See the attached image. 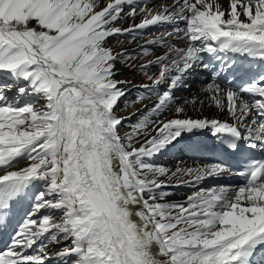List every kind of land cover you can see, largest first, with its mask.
<instances>
[{"label": "snow or ice", "instance_id": "6c2138e0", "mask_svg": "<svg viewBox=\"0 0 264 264\" xmlns=\"http://www.w3.org/2000/svg\"><path fill=\"white\" fill-rule=\"evenodd\" d=\"M0 76V231L27 206L0 264H264V0H0ZM122 100L145 109L124 134ZM202 134L235 169L151 162Z\"/></svg>", "mask_w": 264, "mask_h": 264}, {"label": "bare ground", "instance_id": "6f19581e", "mask_svg": "<svg viewBox=\"0 0 264 264\" xmlns=\"http://www.w3.org/2000/svg\"><path fill=\"white\" fill-rule=\"evenodd\" d=\"M124 26L127 27V24H125ZM146 38H148V33L145 32V33L138 34V39L133 43H128L127 39H130V37L126 38L124 36L113 37L111 38L110 43H111V46L115 47L117 51H120L121 49H123L134 55H139L140 53L139 46L144 43V40ZM118 40L121 43H118ZM156 54L159 55L160 53L157 52ZM117 68L119 69V72H120V74L117 76V79L131 81L133 85H139L145 82L140 72L132 68H128L124 66L122 63H118ZM199 69H203V68L196 69L195 73L188 80L187 88H182L175 92V95L177 97H181V98L191 97L197 94L199 92V89L201 88V85L208 81L211 70L203 69V75H199L198 73ZM152 71L155 72L156 69L153 68ZM199 80H202L201 84H199ZM0 83H12V81L8 79L7 76H0ZM138 94L139 93L136 88L130 87V90L128 91V95L124 99L128 101L135 100ZM9 95H11V93H9ZM25 100H28L33 103L37 102L36 98L34 97H25ZM40 103H42V101H40ZM145 104L150 105V101L146 100ZM137 109H139V111H137ZM144 111L145 109L143 105L136 104V105L126 107L124 101L122 100L120 102L119 107L116 109V114L118 116L126 118L124 120L123 126L120 129L121 134L123 133L125 126L127 124H129L130 126L135 124L137 120L141 118ZM214 114H215L214 109H205L204 111V115L206 116H212ZM189 115L195 117L197 113L190 111ZM220 118L223 119L224 117L221 116ZM213 143H215L214 137H212L209 134L192 136L186 141L182 142V144L180 146H177V148L155 157L151 162L156 165H163L167 168L174 170L178 165L193 166L196 163H209L213 161L223 160L235 169L236 167L235 158L223 155L219 149L211 151L210 153L204 152L203 148L205 146L212 145ZM186 145H192L194 147L188 148L186 147ZM215 184H228V185L235 187L237 185H240L241 182H240V177L233 176L231 178H223V179H218V180L207 181L204 184H202L201 187L209 188ZM169 191H172L175 193V195L171 197L172 200H179V199H182L186 193L191 192L192 189L187 188V187H179V188L173 187V188H170ZM26 210H27V206H25L23 209H18L15 215V218L12 222V225L9 227V229H7L6 231H0V249L6 246L12 229L16 226V224L20 220H22V218L25 215Z\"/></svg>", "mask_w": 264, "mask_h": 264}, {"label": "rangeland", "instance_id": "374dc122", "mask_svg": "<svg viewBox=\"0 0 264 264\" xmlns=\"http://www.w3.org/2000/svg\"><path fill=\"white\" fill-rule=\"evenodd\" d=\"M35 103H36V102H35ZM128 128H129V129H128ZM126 129H127V130H126ZM129 131H131V126H130L129 124H127V125L125 126V128H124L122 134H124L125 132H129Z\"/></svg>", "mask_w": 264, "mask_h": 264}]
</instances>
